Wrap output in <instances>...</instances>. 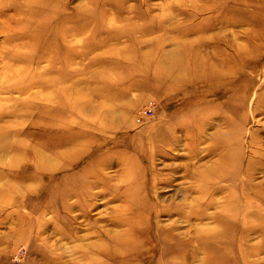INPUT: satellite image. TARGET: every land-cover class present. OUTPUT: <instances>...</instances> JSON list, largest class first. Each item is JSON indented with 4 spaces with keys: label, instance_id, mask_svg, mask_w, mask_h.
<instances>
[{
    "label": "rangeland",
    "instance_id": "rangeland-1",
    "mask_svg": "<svg viewBox=\"0 0 264 264\" xmlns=\"http://www.w3.org/2000/svg\"><path fill=\"white\" fill-rule=\"evenodd\" d=\"M0 160V264H264V0H0Z\"/></svg>",
    "mask_w": 264,
    "mask_h": 264
},
{
    "label": "bare ground",
    "instance_id": "bare-ground-1",
    "mask_svg": "<svg viewBox=\"0 0 264 264\" xmlns=\"http://www.w3.org/2000/svg\"><path fill=\"white\" fill-rule=\"evenodd\" d=\"M48 101V100H47ZM50 101V100H49ZM49 103V102H48ZM50 104V103H49ZM70 104H72V102L70 101ZM25 112V111H24ZM15 113V112H14ZM14 113H12V115L14 114ZM18 114V113H17ZM78 115V114H77ZM81 115H83V114H81ZM40 116V115H39ZM41 117V116H40ZM85 117V116H84ZM96 128L98 129V130H101V129H105L102 125H101V123L100 124H98V125H96ZM5 129V128H4ZM109 130V129H108ZM3 132H5V131H3ZM3 140H4V138H2ZM3 142V141H2ZM54 144H52V146H53ZM25 147V145H23L22 146V148H24ZM7 147H5V151H8L7 149H6ZM33 148L35 149L34 150V154H33V157H34V159H36V163H34V165H33V173H38L39 171H38V168H40V162H41V159H43L42 157H43V153H42V151H40V149H39V146H33ZM45 148V147H44ZM3 149V151H4V148H2ZM45 157L47 158L48 156H46L45 155ZM45 160V159H44ZM0 163H2L1 162V160H0ZM12 169V168H11ZM13 170V169H12ZM0 206H2V207H5L4 205H2V204H0ZM144 206H146V203H145V201L144 200H142V203H141V207H143L144 208ZM126 236V235H125ZM115 239H117V241H118V243L119 244H122V243H124V244H128L130 241H129V236H126V237H124V236H121V235H119V234H117L115 237H114V240Z\"/></svg>",
    "mask_w": 264,
    "mask_h": 264
},
{
    "label": "built area",
    "instance_id": "built-area-1",
    "mask_svg": "<svg viewBox=\"0 0 264 264\" xmlns=\"http://www.w3.org/2000/svg\"><path fill=\"white\" fill-rule=\"evenodd\" d=\"M149 114V109H143L139 111L140 118L145 117Z\"/></svg>",
    "mask_w": 264,
    "mask_h": 264
}]
</instances>
